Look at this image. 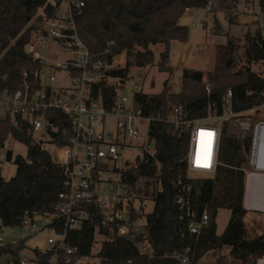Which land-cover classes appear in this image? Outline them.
<instances>
[{
  "label": "trees",
  "instance_id": "obj_1",
  "mask_svg": "<svg viewBox=\"0 0 264 264\" xmlns=\"http://www.w3.org/2000/svg\"><path fill=\"white\" fill-rule=\"evenodd\" d=\"M63 1L68 0H0V94L24 88L26 84L31 88L43 84L40 73L47 63L35 56L30 44L32 36L42 30L45 17L60 16ZM72 1V20L92 59L112 62L115 56H124L125 66L113 69L110 73L113 77L123 83L129 79L131 67L157 66L168 78L159 92L134 93L133 101L142 116L151 118L149 135L156 151L137 158L123 172L129 193L140 202L137 212L146 208L145 201L153 202L151 212L136 213L135 218L141 223L145 218L137 240L147 237L156 255L153 258L141 255L130 240L116 234L112 224L105 226L102 209L95 199L81 203L88 217L67 232V245L77 247L81 256H99L101 264H180L171 257L175 252L188 255L192 264H201L202 257L210 251L216 264H231L230 259L238 264H258L264 257V225L263 232L255 236L246 225L244 219L249 211L243 206L245 174L239 170L245 161L248 139L231 133L229 123H225L219 147L222 165L218 172L214 176L192 178L186 162L189 135L170 120L175 107L182 108L190 118L206 116L211 102L219 103L228 89L234 92L235 111L264 100L263 77L249 66L235 69L238 60L234 51L241 47V38H227L219 68H182L178 87L171 80L174 71L169 64L171 44L189 38V27L180 21L184 13L207 8L218 32L221 26L216 20L217 13L222 12L229 23H235L239 0ZM76 2L83 5L78 7ZM257 7L264 10V0H259ZM243 41L246 62L264 63V41L259 29L245 33ZM156 45L162 47L158 56L153 49ZM95 92L104 97L108 107L112 105L114 87L103 83ZM46 117L47 126L41 131V139H37L27 118L0 114V149L9 138L27 148L26 155L14 156L10 150L6 153L5 159L13 160L17 167L13 177L2 176L0 168V232L4 227L23 225L27 214L33 217L54 212L61 203L59 194L67 190L64 167L56 160L54 150L65 144L63 139L70 134L71 123L55 108H48ZM223 208L229 209L231 215L224 232L218 234L216 217ZM204 213L208 214V224L199 235L191 234V218L198 219ZM25 247L23 240L0 243V259L4 254L18 257ZM33 252L38 261H44L43 253L38 249Z\"/></svg>",
  "mask_w": 264,
  "mask_h": 264
},
{
  "label": "built area",
  "instance_id": "obj_2",
  "mask_svg": "<svg viewBox=\"0 0 264 264\" xmlns=\"http://www.w3.org/2000/svg\"><path fill=\"white\" fill-rule=\"evenodd\" d=\"M67 2V14L56 18L45 17L41 23L42 30L36 35L39 41L54 39L61 42L64 44L62 46L77 55L74 59L53 66L66 70L71 84L56 85L55 75L50 74L51 84H42L37 88L26 84L24 88L12 92L4 90L0 94V114L12 118L18 115L27 118L35 133L46 128L48 108L62 111L71 123V132L63 139L65 144L54 150L56 160L64 167L67 190L59 194L61 203L54 212L40 215L43 219L42 227L51 231V234L47 240L49 247L39 249L45 255L44 261L40 262L36 257L33 261L36 264H101L102 258L99 256H81L77 247L66 243L67 232L79 227L88 217V212L81 203L93 199L102 209L105 226L112 224L118 236L130 240L141 255L153 258L156 252L147 237L137 240L138 234L142 232V223L135 215L145 214L147 208L137 212L140 202L129 193L123 180V172L134 165L137 158L156 151L155 143L149 135L151 118L143 117L134 101L129 103L128 97L120 94L125 82L123 84L110 73L123 66L117 62L115 64V58L112 62L92 59L72 20L74 1ZM258 2L259 0H254V3ZM75 4L79 7L83 2ZM258 23L260 36L264 41L262 9ZM259 64L264 67L263 62ZM257 74L264 79V69ZM103 83L114 87V101L109 107L105 104L104 97L95 92L96 87H101ZM137 87L138 92H145L143 86ZM206 88L210 91L209 86ZM233 96V90L228 89L219 103L211 102V110L203 117L190 118L182 108L175 107L170 120L183 127L189 135L186 155L189 172L209 176H214L222 165L219 147L224 125L228 122L231 128V121H234L238 131L241 129V134L236 135L249 141L244 150L245 161L239 168L245 174L243 206L247 211L264 213V100L250 108L235 111ZM110 115L115 118L113 130L107 127ZM145 123H148V128L142 134L140 126ZM126 150L134 151L133 161L124 160ZM111 174L117 178L114 180ZM37 216L39 214L33 217L27 214L23 225L37 228L34 221ZM208 220L207 213L198 219L193 216L189 232L199 235ZM0 243H4L1 236ZM171 257L180 264H192L188 255L175 252ZM8 264H28V260L17 257L8 261ZM258 264H264V257L258 260Z\"/></svg>",
  "mask_w": 264,
  "mask_h": 264
},
{
  "label": "rangeland",
  "instance_id": "obj_3",
  "mask_svg": "<svg viewBox=\"0 0 264 264\" xmlns=\"http://www.w3.org/2000/svg\"><path fill=\"white\" fill-rule=\"evenodd\" d=\"M68 10V2L63 1L60 5V16H65ZM261 8L257 7L254 0H239L238 10L235 17V23H229L222 12L217 13V22L220 24V30H214V18L211 14L207 13V8L187 10L181 17L180 21L183 25L189 27V38L187 41H173L170 50L169 64L174 68L172 74V82L176 87L179 85V76L182 68H194L197 70H212L217 69L223 64L224 54L223 46L226 44L228 37L241 38V47L234 51L235 56L238 60V66L235 69H244L249 66L255 73H260L264 69L261 64L253 63L248 64L244 57V41L243 36L248 31L254 33L258 28L259 15ZM37 34V33H36ZM34 34L31 40V49L36 57L43 59L47 65L41 70V80L44 85L51 84L49 75L54 74L56 85H70V76L66 70L57 69L53 66L57 63L65 62L69 59H74L77 55L70 51V49L62 46L61 42H57L54 39H47L39 41L38 35ZM156 56H158L162 50L160 45L153 47ZM115 64L125 66L124 56H115ZM168 78V74L158 70L157 66L150 68H130V77L126 80L124 87L120 90L121 95L128 97L129 103L133 101L134 93L138 91L137 86H143L144 91L148 93L159 92L164 81ZM232 127L230 131L235 134L241 132L238 131L235 126V122L231 121ZM107 127L114 129L115 118L110 115L107 120ZM148 128V123L140 126V131L145 134ZM241 134V133H240ZM35 138L41 139V132L35 133ZM12 151L13 155H26V145L20 143L13 138H9L5 146L0 149V160H1V174L7 179L13 177L16 173V165L13 160L9 161L5 159L7 151ZM124 160L133 161L135 153L133 150H126L124 153ZM189 176L192 178H204L209 175H205L199 172L190 171ZM111 177L117 178L116 175L111 174ZM146 203L147 212L153 210V202ZM230 210L220 209L216 217L217 233L222 234L227 227L230 220ZM42 216L35 217L34 221L37 224V228H28L24 225L16 227H4L0 232V236L4 239V243L15 244L20 241H24L25 248L18 254V258L28 260V264H36L33 261L35 249H46L48 245V237L51 234L46 228L42 227ZM246 225L250 233L255 236L263 232L264 215L255 211L247 212L245 217ZM145 222V218L142 219V223ZM95 250H98L96 245ZM226 253V250H223ZM13 258H17L12 254H4L0 259V264H8ZM201 264H216V258L213 253L207 252L200 261ZM231 264H238V261L231 260Z\"/></svg>",
  "mask_w": 264,
  "mask_h": 264
},
{
  "label": "bare ground",
  "instance_id": "obj_4",
  "mask_svg": "<svg viewBox=\"0 0 264 264\" xmlns=\"http://www.w3.org/2000/svg\"><path fill=\"white\" fill-rule=\"evenodd\" d=\"M197 162L199 163V160H197Z\"/></svg>",
  "mask_w": 264,
  "mask_h": 264
}]
</instances>
